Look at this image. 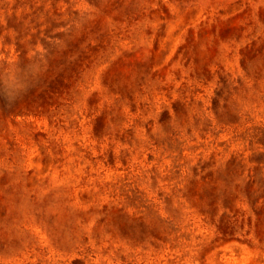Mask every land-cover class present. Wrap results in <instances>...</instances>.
<instances>
[{"label": "rangeland", "instance_id": "374dc122", "mask_svg": "<svg viewBox=\"0 0 264 264\" xmlns=\"http://www.w3.org/2000/svg\"><path fill=\"white\" fill-rule=\"evenodd\" d=\"M0 264H264V0H0Z\"/></svg>", "mask_w": 264, "mask_h": 264}]
</instances>
